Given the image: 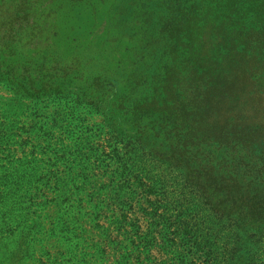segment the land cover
<instances>
[{
	"label": "trees",
	"instance_id": "trees-1",
	"mask_svg": "<svg viewBox=\"0 0 264 264\" xmlns=\"http://www.w3.org/2000/svg\"><path fill=\"white\" fill-rule=\"evenodd\" d=\"M56 1L92 10L90 32L102 26L99 52L88 45L75 53L59 79L48 70L40 85L21 79L22 95L38 100L78 87L85 100L107 96L104 114L118 121L127 146L150 157L162 151L194 187L186 215L173 207L160 216L173 258L185 264L193 251L199 264H264V0ZM104 5L107 21L99 23ZM59 9L51 6L54 15ZM111 64L128 72L120 89ZM135 165L125 166L138 180Z\"/></svg>",
	"mask_w": 264,
	"mask_h": 264
},
{
	"label": "rangeland",
	"instance_id": "rangeland-1",
	"mask_svg": "<svg viewBox=\"0 0 264 264\" xmlns=\"http://www.w3.org/2000/svg\"><path fill=\"white\" fill-rule=\"evenodd\" d=\"M51 1L0 0V264H183L164 245L160 225L165 212L186 215L193 201L194 187L182 184L178 167L162 151L150 157L130 149L118 121L104 114L107 96L85 100L76 87L33 100L19 91L21 79H59L61 66L88 45L99 52L102 26L90 32L92 10ZM52 5L61 7L58 15ZM108 70L122 88L128 72ZM111 95L110 111L119 116ZM131 163L138 180L125 166ZM189 257L194 264L193 251Z\"/></svg>",
	"mask_w": 264,
	"mask_h": 264
}]
</instances>
